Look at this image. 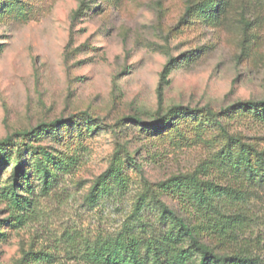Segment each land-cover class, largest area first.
Instances as JSON below:
<instances>
[{"label": "rangeland", "instance_id": "374dc122", "mask_svg": "<svg viewBox=\"0 0 264 264\" xmlns=\"http://www.w3.org/2000/svg\"><path fill=\"white\" fill-rule=\"evenodd\" d=\"M248 103H264V0H0V264H98L91 248L128 236L127 259L200 264L177 218L264 264ZM192 178L223 190L219 233Z\"/></svg>", "mask_w": 264, "mask_h": 264}, {"label": "trees", "instance_id": "16d2710c", "mask_svg": "<svg viewBox=\"0 0 264 264\" xmlns=\"http://www.w3.org/2000/svg\"><path fill=\"white\" fill-rule=\"evenodd\" d=\"M247 105L253 106V108L260 107L262 108V110H264V103H248ZM129 119L135 120L137 123L142 122L140 119L134 117H131ZM41 127H56V123L43 124L41 125ZM19 135L26 137L29 135V132L24 131L19 133ZM11 141L12 137H7L6 139L0 141V146H9ZM16 167L19 169V165H16ZM191 182L193 186L195 185V192L193 193V196L191 197L189 202L193 204L197 214L207 222L209 228L212 231L219 233V206L216 204V198H219V195L223 193V190L209 189L208 191H206L202 189L195 178H192ZM221 216L223 218L227 217L225 215ZM177 220L179 222L180 229L185 232V234L190 238L194 248H196L200 252V264H210V262L212 261H214L216 264H230L231 262H238V264H256L248 257L219 256L218 254L213 253L206 246L200 244L193 229L182 218H177ZM132 241H135V239L128 236L124 238V240L102 242L94 248H91L88 255L98 264H149L147 262L144 263L135 261L134 255L132 258L127 259L125 255L119 251V244L121 242H123L124 245L129 248L131 247L129 243ZM161 249V256H157L153 264H177L176 261H173L172 257H170V250L168 249V247ZM162 257H166V261H163Z\"/></svg>", "mask_w": 264, "mask_h": 264}]
</instances>
